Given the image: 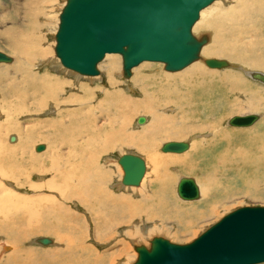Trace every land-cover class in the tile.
I'll list each match as a JSON object with an SVG mask.
<instances>
[{
  "label": "rangeland",
  "instance_id": "1",
  "mask_svg": "<svg viewBox=\"0 0 264 264\" xmlns=\"http://www.w3.org/2000/svg\"><path fill=\"white\" fill-rule=\"evenodd\" d=\"M36 1H39L44 6L46 5V9L43 10L46 12L41 15L37 16L39 12L37 9H34L36 11L34 16L37 17V21L39 22L38 25H34V21H30L32 18H34V16H29L33 13V10L30 8H34V4L37 5ZM238 1L241 0H218L215 3L209 5L207 9L211 12V15L215 12L212 17L215 15V18H217V21L219 22L223 20V15H225L223 13L226 12L230 7L236 6V2ZM257 1L258 3H256ZM64 3L65 0H0V51L7 53L14 59L11 63H0V67H12L20 60L24 61V57L20 58L19 55H17L14 51L9 48L8 41H13L15 39V36L24 37V31L27 29H29V32H27L28 40H30L29 36H35V38L38 39L40 45H46L47 43L49 47L48 54H52V56L57 57L54 51V46L56 43L55 33L59 23V13ZM248 3L250 5H259L260 0H248ZM212 8H216L217 10L211 11L213 10ZM29 9L32 12H29ZM210 14H203L202 16L201 11L200 18L193 26V32L197 35L202 33L209 34L210 38L207 42V45H209L210 42L212 43V39L213 37L215 38L217 30L216 27L209 25L205 26L204 24H202V21L204 19L210 18ZM234 16L233 18L229 19L224 18L222 24L223 28L230 30L231 26L236 23L234 25V31L230 35V37L232 38L241 33V31L237 29L238 25H243L248 20L247 18H245L248 17V14H246L245 12L241 14V17L237 15ZM260 19L261 23L257 24L258 26H256L255 30H250L245 33H249L248 36H250L252 40L258 39L261 40V42L264 44V15L261 16ZM245 25H248V23H245ZM17 31H19L18 34ZM245 39L247 38L245 37L244 39L239 40L240 42H244ZM225 41H227V39ZM203 50L204 49H202L201 51L202 57L204 56L207 58H222L232 63L242 65V68L244 66L246 67V69L250 68L251 70H258L264 72V62L260 63V65L252 64L251 61L253 58L252 56H254V54L250 55L248 51L242 53L237 52V54L233 53L232 55L229 54V56L225 54H205ZM258 52L255 54V57L262 53L260 57H258L263 59L264 51ZM241 54H244L245 56L240 57ZM47 55H37L33 60V63H35L36 65L32 69L39 71V74L37 76H39V78L40 76L46 74H49L50 77L58 76V78L63 79L66 83L63 89L64 93L68 95L71 93V96L74 95L73 100L75 99L78 103L80 102L79 106L85 109V112L88 108V102H91L92 107L98 108L99 113L96 112V114H98L99 116H97L95 122L97 123V125L102 126V131L98 132L96 136L92 138L93 140H98L97 143L99 144V146H96L98 148H94L95 146L92 144H89L87 146L84 145L83 148H75V150H78V153H85L86 157L84 156V159L88 158L87 155L89 154L92 158H95L96 169H101L100 171H98L99 169H97V171H91V176L89 173V177L95 179V177L100 176V178H104L106 182L109 180L108 184H112L110 186V190L117 196H124V194H128L134 200L141 198L142 195H139L140 191L142 190L141 187L124 185H120L118 187L115 185L121 180L123 176V169L121 165L115 160H117L122 153L127 151L135 152L142 155L148 163V174H145L147 175L146 178L144 176L146 181L144 180V182H142L143 185L146 186L147 189L150 191V194H152L153 191L150 190L151 188L154 190L158 188L157 183H155L154 186L150 187L149 182L159 174L163 177V200L161 201L159 199L160 203L163 204H159L160 206L158 205L157 208H155L156 206L154 205L146 206L147 209L146 211H144L146 213H143V215H141L140 217H134V219L127 221L126 223L123 222L121 224H118L116 228V242L119 247L125 248L123 244L124 241L128 244L126 254L124 253V258L126 260L122 258L120 264H132L133 262H135L138 256V252L136 251L134 245L142 243L149 246L150 239L154 236L161 235L169 238L173 242L187 243L192 241L198 235H200L206 228L218 221L225 214L233 211L236 208H239L241 206H264V163L262 165H259V163L257 162L260 160L259 148H264V142H262L263 136L260 137V140L259 138H257L258 136L255 137V134H251L252 132L250 131L251 129H254L260 131L261 133H264L263 82L257 79H253L251 77L249 78L247 75L244 74V70L238 71L239 69L227 67L211 68L205 62H202V60L200 59L194 63H191V65H188L184 69L176 72L167 71L164 68L163 62L148 61L146 63L152 65L153 67L149 70L150 76L143 80V84L145 83L147 85L146 87L151 86V91H148L146 93L145 90L140 88V86L130 85L132 84L131 79L134 78L136 70L141 67V63L133 67L132 75L130 78H124L122 76V73L121 75L120 73L118 74V71L122 72V57L118 53H111L105 56V58L98 65L100 74L97 76L78 75L79 73L74 72L71 69L65 68L63 65H61V63L59 64L58 62H54V59L52 58L47 60ZM113 55L118 58V64L115 66V71L113 72L115 74L113 76L114 79L118 80L117 85L119 89L117 88V86L112 89L107 84L109 78L105 71L106 69H108V66H106V59ZM234 55L236 57H233ZM58 60L60 59L57 57V61ZM193 65H200V67L202 68L200 71L201 73H197L196 71L194 72ZM211 70H215V73H217V75L210 74L209 72H207ZM11 75L15 76L14 73H12ZM176 75L180 76L177 77ZM201 86H203L202 88L205 89H201ZM107 87H109V89H111L112 91L110 92V96L115 97L114 93L116 92L119 96H121L120 98H111V100H116V102H112V106L110 105L109 109L105 106L108 110L106 108L104 109V106H101L100 108V106L98 107L96 106V104H94L96 103V101L99 102L105 99V94L103 93V91ZM124 97L127 98V101L133 102L131 106L132 108H128L129 110L125 106L117 107L127 102ZM30 99L32 98H29L27 101L32 102V100ZM7 100L11 104L17 106V102L14 101L13 96H9ZM50 100L53 101V98L51 97ZM70 104L72 105V103ZM143 105H145V107ZM147 105L149 106L147 107ZM153 105H156L154 106L156 109L152 107ZM50 106L48 108H44L39 112H36L35 115H33L34 113H32L31 115H29L30 113H22L17 116L18 118L16 117L15 123L21 122L23 123V125L25 123L28 124V120H32L33 117H39L44 120H47L50 117L54 118L57 115V107L55 106V109L54 107H52V105ZM6 107L2 106L1 101L0 124L2 122L7 123L10 118L12 119V117H9V110ZM145 109L146 111H144ZM165 109H167V111H165ZM113 112H115V114ZM253 112L260 113L262 115L261 118L251 126L236 127L228 124V118L233 115L247 114ZM141 115L147 116V120L144 123L139 124L137 118ZM106 117L108 119H106ZM165 117L168 118L166 119ZM163 119L165 122L163 121ZM114 121L117 124V129H112L113 126H107L109 123L113 125ZM152 121H154L155 123L160 121V123L163 124H160L158 130L156 132H152L151 135L147 133L143 135L142 132L144 131H142V129L145 130V128L148 127L149 124L152 127L154 124V122L152 123ZM166 121H172L173 123H166ZM123 122H126V126L123 125ZM89 123L90 121L87 120V124ZM168 123L170 125L169 127ZM121 127H123L124 129L123 131L121 130ZM179 130H182V132H179ZM0 131L1 134H5L6 136L3 139V143L5 145H7L6 143L15 145L18 142L19 136L17 131L9 130V134L5 133L3 130ZM50 131L54 133L53 130ZM125 131L133 133V137H136L137 139L139 137V134H142L139 139L141 141H146V143H148V145L151 147V150L146 147H137L133 143L130 144L129 142H132V140H128V138H123L125 137ZM209 132L211 134H209L208 137H212L211 147L209 146L211 151H209V148H207L206 151L203 152V149L205 148L201 147L200 154L198 156H196L195 154L192 155V153H190L194 148H189L183 153L163 152L161 150L162 144L166 141L192 139V141L194 140V142H196L199 141L201 137H203V134ZM110 133L118 135L115 139L117 141L112 142L110 144L112 146L104 143V136ZM217 133L218 135L217 137H215ZM180 134H182L183 136H180ZM224 134L226 136H230V140L232 139L234 141L232 142L228 140L227 137H225L226 141H223L222 137ZM13 135L16 136V140L9 141V138L11 136L13 137ZM70 137L76 138V136L72 134H69V138ZM10 139L12 140V138ZM11 142H15V144H12ZM31 142V152L35 154L38 152L37 155H40L41 153V156L39 157H42L44 153H46L49 149L48 142L44 139L37 140L35 142L30 141V143ZM225 142H228L229 146L231 144L230 148H225ZM40 143L45 144L46 147L42 151H36L35 146L36 144L38 145ZM214 145H218V148H214ZM233 146L234 148H231ZM241 146L243 148H241ZM70 147H68V144L66 143V146H63L62 149L71 154H73V152L75 153L76 151H74V148L71 147V150L69 149ZM236 148H240L242 151H244L245 163H243L242 157L240 158V161L236 158H233L234 155H236L238 152ZM205 153L208 154V156H206ZM222 153L226 156L225 160H223V158L221 157ZM179 156H184L185 160H177L176 158ZM253 159L256 162L251 163V160ZM14 164V169H18L17 161L14 162ZM44 165L45 164L41 162L40 167L42 168ZM174 167H177V169L175 170ZM6 169L9 170L10 167L7 166ZM107 169L111 170L112 172L108 171ZM102 172H104L105 174ZM27 174L28 173H26L25 175L23 174L24 176L22 175V180H31L32 183L37 184L38 188L36 187V189L32 191L30 190L31 187L29 188L27 184L19 186V184L16 183L14 179H12V177H5L4 179H1V177L0 186L2 187H0V193H2V191L4 190H8L13 191V193H17L19 196L25 198L30 197V195H34V200L35 202H37V206L35 208L36 210H38V215L42 216V204L41 202L39 203V199H41V201L45 203V199L43 201L42 197H44V194L46 197V194L49 193L50 190H45L44 187L40 188L39 185L42 184V182L48 181V179L52 178L51 172H37L32 177H26ZM103 174L111 175L110 177H112V180L109 176H106L105 178ZM180 175H190L196 177L201 187V197L199 199L183 200L178 196L176 191V185ZM16 177L19 178L20 176L16 175ZM56 180L57 181L52 183V185H59L58 183L65 181V179L60 180L57 178ZM15 186H17V188H15ZM62 188L66 189V187ZM156 191L159 192V190ZM143 193L144 192H141V194ZM56 194V192L52 193L53 196ZM69 205L72 211H76V213L78 212V214L80 213V215L84 216L87 222L90 221V216L92 217V213L94 210L90 212L91 210L87 209V207L81 204L78 200L70 201ZM109 210L117 209L113 206H100L99 209L95 212L98 211L100 214L105 216L106 220H108L107 222L112 225L113 223L117 222V218L113 214H108ZM118 211L121 212L122 209L119 208ZM15 221V218L11 219V222L7 223V226H14ZM90 229L91 232L93 231V229L95 230V228H92V226H90L86 229V231ZM44 234L45 236L48 235L47 237L52 236L45 231H40L39 233L32 234L30 235L28 240H23V243H21L22 249L28 251V253L29 251L41 253L39 250L49 248L50 246H44L43 244L39 245V243L35 241L37 237L42 235L44 236ZM88 243L97 245L98 249L100 250H105L106 248V246L101 243L95 244V240L93 242V239H91L90 241L88 240ZM112 244L113 242H111L109 245ZM6 249L2 248L3 251L5 250L3 255L4 257H9L14 252L15 246H8ZM3 255H0V264H5V262L1 261L7 260H3ZM10 260H13V258H10ZM13 264L15 263L13 262ZM27 264L40 263L38 259H33L30 260V262ZM258 264H264V262Z\"/></svg>",
  "mask_w": 264,
  "mask_h": 264
},
{
  "label": "bare ground",
  "instance_id": "2",
  "mask_svg": "<svg viewBox=\"0 0 264 264\" xmlns=\"http://www.w3.org/2000/svg\"><path fill=\"white\" fill-rule=\"evenodd\" d=\"M216 1H218V0H216ZM216 1H214L213 3H215ZM36 2H37V5L34 4L33 5L34 8H30L33 10L34 14L32 13L29 16L35 15L36 11L34 9H37L39 12L37 14V16L46 12V11H43L46 9V7H45L46 5L44 6L39 1H36ZM65 3H66V0H65ZM256 3H258V1ZM236 4H237L236 6L230 7L226 12L223 13V14H225V15H223L224 17L221 15L223 17V20H221L219 22L217 21L218 19L215 18V15L212 17V15L215 12L211 15L210 14L211 12L208 11V9H207L208 7H206V9L204 8L202 10V16H203V14H208V15L210 14L211 15L210 18L204 19L202 21L203 22L202 24H204L205 26L209 25V26H213V27L217 28L215 38L213 37L212 43L210 42L209 45H207V42L203 44V48H202V49H204L203 52H205V54H210V55H213V54H216V55H218V54H221V55L231 54L232 55L233 53L237 54V52L242 53V52L248 51V53L250 55L254 54V56H252L253 58H252L251 63L255 64V65H260V63L264 62V58L263 59L259 58L262 53H260L258 55L259 57L258 56L255 57V54L258 51H261V52L264 51V44L261 42V40H258V39L252 40L251 37L248 36L249 33H245V32H248L250 30H255L256 26H258L257 24L261 23L260 18H261V16L264 15V0H260L259 5L258 4L257 5H250L248 3V0H241V1L236 2ZM62 8H61V10H62ZM30 9H29V12H32ZM215 10H217V9L214 8L211 11H215ZM244 12L246 14H248V17H245L248 19L245 22V23H248V25H245V23L243 25H238V28L237 27L236 28L239 29V31H241V33H239L237 36H235L233 38L230 37L231 33H233V31H234L233 29L235 28L234 25L236 23L231 26L230 30L225 29V28H223V25H222L224 18H227V19L233 18L234 15L241 17V14ZM218 14H220V13H218ZM218 14H216V15H218ZM59 15H60V13H59ZM234 18H235V16H234ZM37 20H38L37 17L34 16V18H32L30 21H34V23H35L34 25H38L39 22ZM57 30H58V27H57ZM57 30H56V32H57ZM18 32L19 31H17V34H18ZM27 32H29V29L24 31V33H25L24 37H20V36L16 37L15 36L14 37L15 39L13 41H8L9 48L12 51H14L17 55H19L20 58L24 57V61L19 59L20 61L18 63L14 64L12 67H0V94H1L0 105H1V101H2L3 107L8 106V107H6L9 110L8 115H9V117H12V119L10 118L7 123L2 122L0 124V130H3L5 133H8V134H9V130L17 131L18 136H19V140L16 143L17 145L15 144V142H11L12 144H15V145H11L9 143H6L7 145H5L3 143V139L6 136H5V134L0 133V178L2 177L1 179H4L5 177H8V178L12 177V179H14V181L16 183H18L19 186L27 184V186H29V188L31 187L30 190H32V191L35 190L36 187L38 188L37 184L32 183L31 180H27V179L22 180L23 174L25 175L26 173H28L26 177H28V176L32 177L37 172H40V173L46 172L47 173V171H50L52 178L48 179V181L42 182V184L39 185L40 188L44 187L45 190H50V192L46 194V197L44 194L45 198L42 197L43 201L45 199V203H43L41 201V199H39L40 200L39 203L41 202V204H42V211H43L42 216L38 215V213H37L38 210H36V208H35L37 206L36 205L37 202H35V200H34V197H35L34 195H30V197L25 198V197L19 196L17 193H13V191L4 190V191H2V193H0V218H1L0 219V255L1 254L3 255L5 252V250L3 251L2 248L6 249L8 246H11V247H12V245L15 246L14 252L9 257H7V256L4 257V255H3V257H4L3 260H6V259L7 260L1 261V262H5V264H13V262L15 264H27L30 262V260L38 259L40 264H120L121 259L125 257L124 253L126 254L128 244L124 241L123 244H124L125 248L119 247V245L116 242L117 241L116 228H117L118 224H121L123 222L126 223L127 221L134 219V217H140L141 215H143V213H146V212H144L147 209L146 206L154 205V206H156L155 208H157V206L159 204L160 205L163 204V203H160V201H159V199L161 201L163 200V197H162V193L164 191L163 179H162L163 177H162V175L160 176V174H159L153 180H151L149 182L150 187L154 186V184L157 183L158 189H156V190H159V192H160L159 193L158 191H156L152 188L151 189L149 188L150 190H153L152 194H150V191L147 189V187L143 185V182L147 176V175H145V178L143 177V179H142L143 182L141 181V184H140L141 186L139 185V187L142 188L139 195L140 196L142 195V197L137 199V200H134L128 194H124V196L115 195L110 190V186L112 184H108L109 180L106 182L104 180V178H100V176L95 177V179L89 177V173L91 176V171H93V170L97 171V169H99V168L96 169V165H95L96 159L92 158L90 154L87 155L88 158L84 159L85 153L84 154L78 153V150H75V148H83L84 145L87 146L89 144L94 145L95 146L94 148H98V147H96V146H99V144L97 143L98 140L92 139V138H94V136H96V134L98 132L102 131V126L97 125V123L95 122L97 116H99L98 114H96V112L99 113L98 108L92 107L91 102L90 103L88 102V104H87L88 108L86 109V112H85L84 111L85 109H83L81 106H79L80 102L78 103L75 99L73 100L74 95L71 96V93L69 95L64 93L63 89H64L66 83L63 79L58 78L57 75H56L57 77H54V76L50 77L49 74H46V75L40 76V78H39V76H37L39 74V71L32 69L36 65L35 63H33V60L37 55H47L49 53V47H48L47 43H46V45L45 44L40 45L38 42V39L35 38V36H29L30 40H28L27 39ZM30 32H31V30H30ZM194 34L197 35L196 33H194ZM203 34H206L208 36V41H209L210 37H209L208 33L198 34L197 36H201ZM55 35H56V33H55ZM245 37L247 39H245L244 42H240L239 39H244ZM226 39H227V41H225ZM55 42H56V37H55ZM205 45H206V47H205ZM55 46H56V43H55ZM55 46H54V51H55ZM0 52H2L3 54H5L8 57L7 60H0V63H11V62H13L14 59L12 56L8 55L7 53H5L3 51H0ZM55 54H56V51H55ZM108 54H111V53H108ZM56 56L59 59H61V57H59L57 54H56ZM238 56H239V54H238ZM244 56H245L244 54H241L240 57H244ZM10 57H11V60H10ZM57 57L52 56V54H48L46 58H47V60L52 58V59H54V62H58L60 64L61 61L60 60L57 61ZM121 57H122V55H121ZM233 57H236V56L234 55ZM205 58H207V57H204V56L202 57V54H201L200 60H202V62H204ZM106 60H107L106 66H108V69H106L105 71H106L107 76L109 78V81L107 84L112 89L115 86H117V88H118V85H117L118 80L114 79V76H113L115 74V73H113L115 71V66L118 64V58L113 55V56L108 57ZM155 61H157V60H155ZM146 62H148V61H144L143 63L141 62V67H139L136 70L134 78L131 79L132 84H130V85L140 86V88L145 90V92L147 93L148 91H151V88H150L151 86L146 87L147 85L145 83L143 84V82H144L143 80L150 76L149 70L153 66L146 63ZM157 62H161V61H157ZM230 63H231V66H228L227 68L239 69L238 71L244 70V74L247 75L249 78L251 77L249 75V72L252 71L250 68L246 69V67H244V66L242 68V65L232 63V62H230ZM61 65H63V64L61 63ZM65 68H67V67H65ZM164 68H165V63H164ZM68 69H70V68H68ZM201 69L202 68L200 67V65H193V71L194 72L196 71L197 73H201L200 72ZM71 70H73V69H71ZM73 71L79 73L76 70H73ZM254 71H258V70H254ZM207 72H209L210 74L217 75V73H215L216 72L215 70H211V71H207ZM211 72H213V73H211ZM261 72H263V71H261ZM12 73H14L15 76H12L11 75ZM119 73H120V75L122 73V76H123V69H122V72L118 71V74ZM78 75H80V74H78ZM131 75H132V73H131ZM35 76H37V77H35ZM95 76H97V75H95ZM103 76H104V74H103ZM176 76L179 77L180 75H176ZM226 76H228V75H226ZM169 78H172V77H169ZM92 79H94V78H92ZM237 79H239V78H237ZM197 83H198V81H197ZM202 87L203 86H201V89L204 90L205 88H202ZM31 91H35V92H31ZM110 92H112V91H111V89H109V87L105 88L103 91V93L105 94V99H103L102 101H99V102L96 101V103H94V104H96V106H98V107L100 106V108H101V106H104V109L106 107H108V109H109L111 103L116 102V100H111V98H120L121 97L118 95L117 92L114 93L115 97H112V96H110ZM9 96L14 97V101L17 102V106H15L14 104H11L7 100V98ZM51 97L53 98V101L50 100ZM29 98H32V99H30V100H32V102L27 101ZM124 98L127 101V98L126 97H124ZM132 101H134V100H132ZM30 102H31V104H30ZM134 102H136V101H134ZM70 103H72V105ZM137 103H139V102H137ZM125 104L123 103L121 106H117V107H124L125 106V107H127V109L128 108L131 109L133 102L127 101V102H125ZM50 105H52V107H54V108H55V106L57 107L56 117H54V118L50 117L47 120L41 119L39 117H33L32 120H28V124L25 123L23 125V123H21V122L15 123L16 117L18 115H20L22 113H30L29 115L34 113L33 115H35L36 112H39V111L43 110L44 108H48ZM143 106L145 107V105H143ZM148 106L149 105H147V107ZM154 106H156V105H153L152 107H154ZM146 109L144 111H146ZM100 111H102V110H100ZM165 111H167V109H165ZM113 113L115 114V112H113ZM253 113L259 115V118L257 120H259L261 118L262 114L256 113V112H253ZM247 114H251V113H247ZM247 114H239V115H247ZM106 116H107V114H106ZM110 116H111V113H110ZM141 116H143V115H141ZM166 116H168V115H166ZM233 116H235V115H233ZM233 116H231V117H233ZM139 117L137 118L138 120H139ZM144 117H145V121H146L147 116H144ZM165 118L167 119L168 117H165ZM230 118H228V124H229ZM106 119H108V118L106 117ZM116 119H114V120H116ZM87 120L90 121L89 124H87ZM160 121L157 123L152 121V123L154 122L152 127L150 126V124H149V126L147 125L148 127H146V128L144 127L145 130L142 129V131H144V132H142L143 135H145V133L151 135L152 132H156L158 130L160 124H163V123H160ZM163 121H164V119H163ZM126 122H123L124 126H126L125 125ZM167 122H172V121H166V123ZM186 122H187V120H186ZM255 122H253L250 125L236 126V127L251 126ZM152 123H151V125H152ZM172 123H170V124H172ZM139 124H141V123H139ZM107 126H109V127L113 126L112 129H117V124L115 121L113 122V125L111 123H109ZM107 126H106V128H107ZM169 126L170 125L168 123V127ZM212 127H213V125H212ZM151 128H152V130H151ZM50 130H53L54 133H52ZM121 130L122 131L124 130L123 127H121ZM250 131L252 132L251 134H255V137L258 136L257 138H259L260 140H261L260 137L263 136L262 142H264V133H261L260 131H257L254 129H251ZM179 132H182V130H179ZM116 133H117V131H116ZM69 134L75 135L76 138H74V137L69 138ZM124 134H125V137H123L124 139L128 138V140H132V142H129L130 144L133 143L137 147H142V148L146 147V148H149V150H151V147L148 145V143H146V141H144V140L141 141L139 139V137H141L142 134H139L138 139L136 137H133L134 134L131 132L129 133V131L128 132L125 131ZM209 134H211V133L209 132V133L203 134V137H201L202 136L201 135L200 136L201 139L199 141H196V142H194V140L192 141V139L191 140L186 139V140H181V141H188L190 143L189 148H192V149L194 148L193 150L191 149L192 152H190V153H192V155L195 154L196 156H198L200 154V148L201 147L205 148V149H203V152H205L206 149L209 148V146L211 147L212 137H208ZM246 134H247V132H246ZM181 135L182 134H180V136ZM217 135H218V133L215 135V137H217ZM117 136L118 135L113 134V133L106 134V136H104V138H105L104 143H106L107 145H110L112 142L117 141V140H115ZM225 137H227L228 140H230V136H226L224 134L222 137L223 141H226ZM10 138H13V139L11 140ZM10 138H9V141L16 140V136H14V137L11 136ZM209 138H211V139H209ZM41 139H44L48 142L49 149L46 153H44V155L42 157H39V156H41V153H40V155H37L38 152L36 154L31 152L32 142L30 143V141L35 142V141L41 140ZM230 141L233 142L234 140L231 139ZM66 143L68 144V147L71 146L72 148H74V151H76L78 154L76 152L75 153L73 152V154H71V153L63 150L62 148H63V146H66ZM36 146H37V144H36ZM36 146H35V149H36ZM110 146H112V145H110ZM230 146H231V144H230ZM230 146H229L228 142H225V148H230ZM71 147L69 149H71ZM214 148H218V145L217 146L214 145ZM231 148H234V146ZM241 148H243V147L241 146ZM161 150H162V148H161ZM236 150L238 152L236 155H234L233 158H236L237 160L240 161V158L242 157V161H243V163H245L244 151H242L240 148L239 149L236 148ZM209 151H211L210 148H209ZM180 153H183V152H180ZM259 153H260L259 154L260 160L257 162L259 163V165H262L264 163V148H259ZM206 156H208V154H206ZM221 157L223 158V160L226 159V156L223 153L221 154ZM90 158H92V159H90ZM118 159H119V157H118ZM118 159L115 161L118 162ZM176 159L179 161L185 160L184 156H179ZM16 161H17L18 169L17 168L14 169V167H15L14 162H16ZM41 162L45 164L42 168L40 167ZM106 162H107V160H106ZM252 162H256V161L253 159V160H251V163ZM147 164L148 163L146 162L145 174L146 173L148 174ZM7 166L10 167L9 170L6 169ZM174 168H175V170L177 169V167H174ZM103 169H104V167H103ZM100 170L101 169H99L98 171H100ZM108 171H111V170H108ZM98 173H100V172H98ZM102 173H104V172H102ZM156 174H157V172H156ZM16 175H18L20 177L17 178ZM103 175H102V177H103ZM104 176L106 178V176L110 177L111 175L107 174ZM181 176H188V177H193L196 179V177H194V176L180 175L178 178V181H179ZM56 178L60 179V180L65 179V181L60 182V183H58L59 185L54 186V184L52 185V183L57 181ZM111 178L112 177H110V179ZM245 179H248V178H245ZM178 181H177V183H178ZM196 181H197V179H196ZM5 182H7V181H5ZM248 183H249V181H248ZM147 184H148V182H147ZM197 184H199L198 181H197ZM115 185L118 187L120 185L123 186L121 180ZM0 187H2V186H0ZM62 187H66V189H63ZM15 188H17V186H15ZM199 189L201 192L200 185H199ZM155 191H156L157 196L155 194ZM54 192H56L57 194L53 196L52 193H54ZM141 192H144V193L141 194ZM59 197H60V199H59ZM73 200H78L81 204L85 205L87 207V209L91 210L90 212H92L94 210L92 213V217L90 216L89 222H87V220L84 218V216L80 215V213L78 214V212L76 213V211L74 212L70 209L69 203H70V201H73ZM100 206H113V207H115L117 210H109L108 214L115 215L117 218V222L110 225L107 222L108 220H106L105 216L100 214L98 211L95 212L96 210L99 209ZM119 208L122 209L121 212L118 211ZM105 212H107V211H105ZM13 218L16 219V221L14 222V226H7V223H10L11 219H13ZM90 226H92V228H95V230L93 229L92 232H91V229L86 231V229ZM40 231H45L52 236L47 237L48 235L45 236V234H44V236L42 235V236L37 237L35 241L38 242L39 245L43 244L44 246H50V247L47 249H44V250H39L41 253H36L33 251H29V253H28V251H25L24 249H22L21 243H23V240L24 239L28 240L30 235L35 234V233H39ZM122 232H123V230H122ZM91 239H93V242L95 240V244L101 243L104 246H106L105 250H100V249H98L97 245L88 243V240L90 241ZM111 242H113V244L109 245ZM48 244H50V245H48ZM10 258H13V260H10Z\"/></svg>",
  "mask_w": 264,
  "mask_h": 264
},
{
  "label": "water",
  "instance_id": "3",
  "mask_svg": "<svg viewBox=\"0 0 264 264\" xmlns=\"http://www.w3.org/2000/svg\"><path fill=\"white\" fill-rule=\"evenodd\" d=\"M216 0H66L56 32V54L61 63L80 75L100 74L99 63L108 53L122 55L123 77L144 61H161L168 71L181 70L201 58L208 36H197L193 26L201 11ZM8 57L0 52V60ZM11 60V57H10ZM9 60V61H10ZM211 68L231 63L222 58H205ZM264 83V72H249ZM258 114L235 115L233 126L255 122ZM139 123L145 122L140 116ZM14 137V136H13ZM13 139V138H12ZM45 144H38L42 151ZM190 143L169 140L162 151L180 153ZM123 169L121 182L139 186L146 172L145 158L135 152L119 156ZM177 194L183 200L201 196L193 177L181 176ZM137 259L132 264H258L264 262V206H241L225 214L187 243H177L158 235L150 245L135 244Z\"/></svg>",
  "mask_w": 264,
  "mask_h": 264
}]
</instances>
